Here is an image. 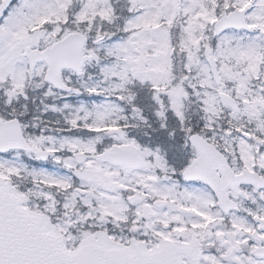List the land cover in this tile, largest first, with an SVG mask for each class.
I'll list each match as a JSON object with an SVG mask.
<instances>
[{"label": "snow or ice", "instance_id": "1", "mask_svg": "<svg viewBox=\"0 0 264 264\" xmlns=\"http://www.w3.org/2000/svg\"><path fill=\"white\" fill-rule=\"evenodd\" d=\"M0 264H264V0H0Z\"/></svg>", "mask_w": 264, "mask_h": 264}]
</instances>
